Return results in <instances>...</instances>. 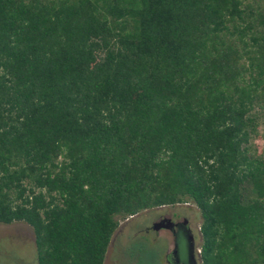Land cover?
<instances>
[{"label": "trees", "instance_id": "1", "mask_svg": "<svg viewBox=\"0 0 264 264\" xmlns=\"http://www.w3.org/2000/svg\"><path fill=\"white\" fill-rule=\"evenodd\" d=\"M260 125L264 0H0V223L36 264L185 202L200 264H264Z\"/></svg>", "mask_w": 264, "mask_h": 264}, {"label": "rangeland", "instance_id": "2", "mask_svg": "<svg viewBox=\"0 0 264 264\" xmlns=\"http://www.w3.org/2000/svg\"><path fill=\"white\" fill-rule=\"evenodd\" d=\"M252 142L264 147L263 126H259ZM185 203L190 204L185 216L200 243L199 212L193 203ZM168 211V206H162L141 210L125 219L116 216L117 227L110 237L102 264H166L162 255L170 248L168 233L166 230L145 233L143 227L154 220L158 213ZM0 264H36L33 235L26 225L0 223Z\"/></svg>", "mask_w": 264, "mask_h": 264}, {"label": "flooded vegetation", "instance_id": "3", "mask_svg": "<svg viewBox=\"0 0 264 264\" xmlns=\"http://www.w3.org/2000/svg\"><path fill=\"white\" fill-rule=\"evenodd\" d=\"M168 206L170 211L160 212L151 220L149 224L143 227L146 233L151 231L157 233L160 230H166L170 239V248L162 255L163 263L166 264H200L198 255V245L190 224L185 216V210L190 209L189 203H179ZM154 207V208H161ZM156 222L160 227L152 229V224Z\"/></svg>", "mask_w": 264, "mask_h": 264}, {"label": "water", "instance_id": "4", "mask_svg": "<svg viewBox=\"0 0 264 264\" xmlns=\"http://www.w3.org/2000/svg\"><path fill=\"white\" fill-rule=\"evenodd\" d=\"M159 227H160V224H158V223H156V222H154V223L152 224V229H154V230L158 229Z\"/></svg>", "mask_w": 264, "mask_h": 264}]
</instances>
